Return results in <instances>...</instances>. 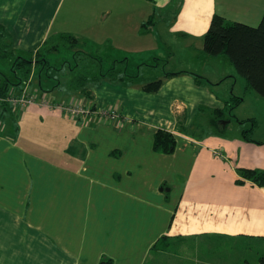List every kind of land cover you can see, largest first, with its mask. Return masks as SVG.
Returning a JSON list of instances; mask_svg holds the SVG:
<instances>
[{
	"label": "crops",
	"instance_id": "crops-1",
	"mask_svg": "<svg viewBox=\"0 0 264 264\" xmlns=\"http://www.w3.org/2000/svg\"><path fill=\"white\" fill-rule=\"evenodd\" d=\"M216 14L257 27L264 0H0V25L15 50L36 53L72 34L93 47L97 73L118 69L125 56L121 70L140 77L131 86L109 78L90 84L89 100L70 88L83 71L71 52L59 68L52 53L50 69H34L24 79L11 73L9 95L39 100L26 109L0 104V264H99L105 257L147 264L163 239L158 256L172 245L178 264L201 258L212 264L204 254L214 244L264 245V187L243 175L264 172V135L247 141L242 129L229 132V123L220 134L182 132L180 120L190 130L200 108L221 110L228 101L206 77L209 84L199 86L186 73L165 80L156 94L142 90L150 59L163 55L156 32L174 39L178 52L202 58ZM43 98L80 100L121 117L72 118L40 104ZM158 130L176 135L173 155L153 150Z\"/></svg>",
	"mask_w": 264,
	"mask_h": 264
},
{
	"label": "trees",
	"instance_id": "trees-1",
	"mask_svg": "<svg viewBox=\"0 0 264 264\" xmlns=\"http://www.w3.org/2000/svg\"><path fill=\"white\" fill-rule=\"evenodd\" d=\"M153 2L154 0H150ZM154 21L151 18L148 23L142 26V31L146 32L150 29ZM203 49L201 51L202 57L217 58L219 56H225L237 72L246 82V92H253L257 96L264 98V16L261 23L257 27L248 26L246 24L229 22L225 18L214 15L212 18L210 27L204 36ZM65 48L73 53V61L77 64H82V73L76 76V79L72 81V87L75 90H79L83 96L89 100L92 99V94L89 91L88 86L90 84H96L105 79H118L123 85H136L139 74L131 75L127 71L121 70L125 65L127 66V59L122 62L119 61V67H114L112 70L106 73H97L94 69L96 61L93 56V48L86 44L79 37L72 34H61L55 37L53 40L45 44L46 52H42L40 49L36 53L21 52L15 50L12 44V37L9 31L2 25H0V62L2 64H10L11 73L16 75L18 69L27 76L34 69H50L51 65L47 59V54L59 52L60 49ZM118 65V66H119ZM3 78L0 81V94L2 96L8 95L7 89L11 87V79L5 75L3 71ZM188 75L184 72L165 74L164 78H155L147 81L143 87V91L150 94L158 93L165 83V80L170 78ZM14 79L15 76H12ZM194 79L197 85L204 83L209 84L203 77L194 75ZM98 81V82H97ZM205 81V82H204ZM22 84L21 80L15 85ZM9 91V90H8ZM2 98V97H0ZM243 99L232 97L230 100L224 102V109L212 110L211 114L214 120L222 121L226 115L236 105L241 104ZM92 110H96L92 107ZM207 110L204 107L199 111ZM252 127L250 130H244L242 136L247 141H253L249 132L257 128L258 122L256 120H250ZM244 124L245 122H240ZM225 124V123H224ZM231 125V122H229ZM222 126V125H221ZM224 126V125H223ZM179 127L183 128L182 120L179 121ZM225 128V127H224ZM222 130L223 128L220 127ZM224 130V129H223ZM220 134L222 132H216ZM177 148V138L174 133L164 130H158L154 135L153 150L158 154L173 155ZM243 175L254 181L258 186L264 187V172L256 170H244ZM165 239L161 240V244ZM160 243L155 249L163 251L159 248ZM261 264H264V257L260 260ZM99 264H114V261L110 258H103Z\"/></svg>",
	"mask_w": 264,
	"mask_h": 264
},
{
	"label": "rangeland",
	"instance_id": "rangeland-1",
	"mask_svg": "<svg viewBox=\"0 0 264 264\" xmlns=\"http://www.w3.org/2000/svg\"><path fill=\"white\" fill-rule=\"evenodd\" d=\"M86 3L89 5L93 4V0H86ZM173 16L174 15H170V17ZM156 34L162 43V50L160 54L163 55H161L162 58H160L158 61L154 58L150 59L152 68L145 71V74L143 75L145 81L153 80L161 74L165 75L170 73L184 72L210 79L213 83V88L216 94L221 98L227 100H230L232 97L243 99L241 104L236 105L234 103V108L229 112L228 115L225 116L224 119H220L222 120L221 122L213 119L211 114L212 110H198L192 128L187 130L183 127V129H181L182 132H191L199 137H202L204 134L209 132H223L224 130H221L220 127L223 128L224 123L227 124L229 122H232L231 125H229V132H235L236 129H242L243 132L244 130L251 129L252 122L250 120H256L258 122L257 128L253 131V133L249 132V134L252 139L254 137H257V140L263 138L264 98L257 96L253 92H246L245 80L239 74H237L235 68L231 66L230 62L225 56H219L217 58H208L206 56L199 58L191 53H181L176 50V47L173 44L174 39L165 37L163 33H160V31L159 33L156 32ZM42 52H46V50L43 49ZM67 52L70 53V51L65 48H62L59 52H56L58 55V59L55 61L57 68H59L57 64H62L60 59L67 57V55L63 56V54ZM123 60H126L125 56L120 59V62ZM107 66L108 63L105 65V67ZM15 70L19 78L24 79V77H26L22 71L18 69ZM0 71H3L4 74L12 77L10 72V64H2L0 62ZM78 74H80V72H76L75 76ZM221 75L226 78V80L218 85L215 83V80H217ZM224 78L222 80H224ZM70 79H72V77H70ZM70 88H73L72 84ZM0 97H2L0 98L1 105H6L7 107L10 106L12 109L20 108L19 104L17 105L12 101L15 98L14 95L8 94L4 97L0 94ZM240 122L245 123L241 124ZM159 248H164V245H159ZM173 250L174 249L171 245L170 248L166 250L164 255L158 256L160 250L153 249L147 264H178L177 260L174 258L175 252ZM205 250L207 251V249ZM208 253L209 254L204 255L206 256L207 260H209V257L210 261L211 259L213 260L212 264H222L223 256L229 257L230 264H239V258L243 260L242 263L246 258V261H248L249 264H261L260 260L262 257H264V245L260 248L244 240H236L229 241L226 243V245L216 246L214 244L213 251ZM259 254L261 255L259 256ZM179 264L184 263L181 261ZM188 264L193 263L189 262ZM196 264H206V262H204L201 258V261L197 260Z\"/></svg>",
	"mask_w": 264,
	"mask_h": 264
},
{
	"label": "built area",
	"instance_id": "built-area-1",
	"mask_svg": "<svg viewBox=\"0 0 264 264\" xmlns=\"http://www.w3.org/2000/svg\"><path fill=\"white\" fill-rule=\"evenodd\" d=\"M38 100L39 99L36 95H29L23 92L20 97L17 96L12 101L17 105L19 104L20 109H26L31 105H35ZM40 104L49 108L50 110H60L61 112L70 115L72 118L86 119L95 115L96 117H101L107 121H115L120 120L121 117L116 110H107L97 113L95 110H92V108L88 107L80 100H76L71 104H56L47 98H43Z\"/></svg>",
	"mask_w": 264,
	"mask_h": 264
}]
</instances>
